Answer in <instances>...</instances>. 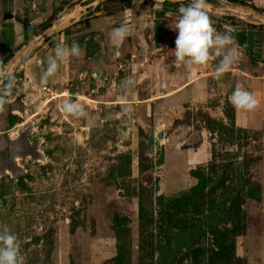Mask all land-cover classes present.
I'll return each mask as SVG.
<instances>
[{
  "label": "rangeland",
  "instance_id": "1",
  "mask_svg": "<svg viewBox=\"0 0 264 264\" xmlns=\"http://www.w3.org/2000/svg\"><path fill=\"white\" fill-rule=\"evenodd\" d=\"M90 1L68 27L58 20L44 33L52 14L30 24L23 12L20 44L10 25L0 35V61L16 77L0 114V224L26 264H264V107L244 111L239 126L229 102L238 84L251 92L235 75L244 62L221 79L218 62L177 66V32L168 47L151 44L146 0L80 3ZM171 4L166 31L179 18ZM132 6L137 33L113 41V15ZM221 10H207L220 32ZM74 40L81 57L41 84L54 47ZM256 75L264 81V62ZM62 91L86 118L62 111Z\"/></svg>",
  "mask_w": 264,
  "mask_h": 264
},
{
  "label": "clouds",
  "instance_id": "2",
  "mask_svg": "<svg viewBox=\"0 0 264 264\" xmlns=\"http://www.w3.org/2000/svg\"><path fill=\"white\" fill-rule=\"evenodd\" d=\"M176 2L180 4L179 18L174 26L170 27L177 32L174 48L177 66L207 68L210 63L218 60L214 78H223L240 60L237 38L232 30L217 31L207 11L206 0H190L187 5L181 0ZM130 34L125 22L113 28L110 39L123 43ZM81 54V46L75 40L67 47L57 44L53 55L47 59L48 66L41 76L40 83L47 84L49 78L57 74L61 62L66 58L79 59ZM15 83V74L7 71L0 61V114L7 111L6 106L10 103L8 98L13 94ZM124 86L134 87L135 81L128 78ZM229 102L235 109L249 112L256 111L261 105V101L253 93L239 84L233 90ZM61 109L66 115L76 119L86 118L88 115L84 104L71 96L62 98ZM0 264H26L20 241L7 224H0Z\"/></svg>",
  "mask_w": 264,
  "mask_h": 264
},
{
  "label": "crops",
  "instance_id": "3",
  "mask_svg": "<svg viewBox=\"0 0 264 264\" xmlns=\"http://www.w3.org/2000/svg\"><path fill=\"white\" fill-rule=\"evenodd\" d=\"M85 1L89 0H79L73 5H70V2L65 3L61 10L54 13V8H56L54 4L56 2L63 3L66 2V0H4L5 3L3 6L0 5V35L5 32L3 31L4 25H10L9 27L11 28V33L13 34L11 43L14 46L20 44V42L24 39L25 34V29L20 22L22 20L23 12L28 14L27 18L30 24H32L34 18L37 17L38 12L43 14L41 15L42 18L49 17L52 14L51 16L53 17L49 21L50 25L45 27L44 33L52 31L58 20L62 21V24L64 25L60 26L58 29L68 27V25L88 17L86 16L88 10L87 7L94 2L90 1L81 5L80 2ZM173 1L175 0H146L145 5L151 12V29L149 32L153 41L151 43L152 45L156 44V46L159 47V45L164 43L165 46L168 47V41L176 32L174 30L166 31V26L162 22L164 15H167L169 11L167 9L171 10V2ZM240 1L242 3H233L228 0H206L207 10L210 11V9H215L217 6V9H222L221 11H226L224 13L230 15H224V21L221 22V32L232 30L233 34L237 38V45L240 52L239 62L244 63H242L243 66L239 68V72H236V78L239 81H243L248 84V88H250L251 93L260 97L264 94V81L261 80L256 73L260 70L261 62H264V0ZM134 2L136 1L133 0L132 3ZM7 9H13V11ZM127 12L129 13L127 14ZM120 15H124L125 18ZM113 16H118L121 23L126 22L130 29V33L134 37V34L137 33L135 26L139 23L135 18L136 14L134 6L127 10L118 11ZM18 18H20V21ZM93 21L94 20H88L86 23L91 24ZM32 26L33 25H31V27ZM34 32L35 31L33 30L29 33L35 34ZM53 32L57 31L55 30ZM159 38L160 40H158ZM1 45L2 44L0 42V49ZM7 47H9V45H7ZM215 62H218V60ZM212 70L213 72L215 71V69ZM263 105V102H261L260 106L264 107ZM243 112L244 111L242 110L235 109V122L239 126L245 125L246 123L243 118Z\"/></svg>",
  "mask_w": 264,
  "mask_h": 264
},
{
  "label": "bare ground",
  "instance_id": "4",
  "mask_svg": "<svg viewBox=\"0 0 264 264\" xmlns=\"http://www.w3.org/2000/svg\"><path fill=\"white\" fill-rule=\"evenodd\" d=\"M42 69H43V68H42ZM42 69H41V70H42ZM39 70H40V69H39ZM40 73H42V72H40ZM41 75H42V74H41ZM40 77H41V76H40ZM41 86H42V85H41ZM62 95H63L64 97H65V96H67V97L69 96V95H68L66 92H64V91H62V92H60V93H58V94H56V95H54V96H55V97H58V96H62ZM46 97H47V96H46ZM50 100H51V98L44 99L42 105H45V104H46L47 102H49ZM42 105H41V106H42ZM38 111H39V110H37L36 112H34L30 117L36 115V114L38 113Z\"/></svg>",
  "mask_w": 264,
  "mask_h": 264
},
{
  "label": "trees",
  "instance_id": "5",
  "mask_svg": "<svg viewBox=\"0 0 264 264\" xmlns=\"http://www.w3.org/2000/svg\"><path fill=\"white\" fill-rule=\"evenodd\" d=\"M228 1L233 2V3H242L240 0H228ZM19 21H20V19H19ZM80 21L81 20H79L78 22H80ZM20 22H21L22 26L24 27V29H26V26H27L26 23L22 22V20ZM78 22H76V23H78Z\"/></svg>",
  "mask_w": 264,
  "mask_h": 264
},
{
  "label": "water",
  "instance_id": "6",
  "mask_svg": "<svg viewBox=\"0 0 264 264\" xmlns=\"http://www.w3.org/2000/svg\"><path fill=\"white\" fill-rule=\"evenodd\" d=\"M73 99H77V97L76 96H71ZM160 136V135H159Z\"/></svg>",
  "mask_w": 264,
  "mask_h": 264
}]
</instances>
